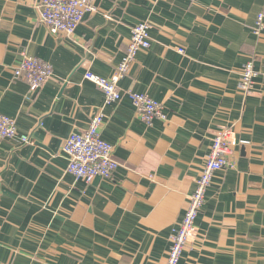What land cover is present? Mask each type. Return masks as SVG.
<instances>
[{
    "label": "crops",
    "instance_id": "obj_1",
    "mask_svg": "<svg viewBox=\"0 0 264 264\" xmlns=\"http://www.w3.org/2000/svg\"><path fill=\"white\" fill-rule=\"evenodd\" d=\"M39 2L0 0V114L32 141L0 140V264H165L221 129L232 167L213 176L178 264H264V0H94L72 37L39 23ZM139 23L150 47L118 85L163 107L166 120L150 126L125 94L107 104L84 79L113 75ZM23 54L52 69L35 93L13 76ZM97 113L117 168L86 185L67 172L62 144Z\"/></svg>",
    "mask_w": 264,
    "mask_h": 264
},
{
    "label": "built area",
    "instance_id": "obj_2",
    "mask_svg": "<svg viewBox=\"0 0 264 264\" xmlns=\"http://www.w3.org/2000/svg\"><path fill=\"white\" fill-rule=\"evenodd\" d=\"M94 0H40L37 5L38 21L52 35L72 37L86 14L95 13ZM149 25L139 23L130 29V39L126 51L110 78H102L86 72L84 79L94 84L102 93L105 103H116L125 94L134 107L138 119L147 126L154 120H166L163 107L148 95L133 91H121L118 83L128 74L140 51L149 49L151 39ZM263 29V14H258L253 34L259 36ZM183 53L182 50H178ZM52 69L48 63L23 54L20 63L13 69V76L22 79L29 93H35L51 77ZM256 72L251 61L241 70L239 89L245 96L252 93ZM103 115H94L85 131L72 133L62 144V153L66 157L67 172L76 180L90 185L96 178L109 179L117 168L112 158L113 147L101 138ZM231 132L221 129L211 140L208 155L205 157L200 174L178 228L170 236V247L165 264H178L186 246L196 231V220L205 203V194L215 173L232 167L230 161ZM18 139L21 145L31 144L27 135H19L14 121L0 114V140Z\"/></svg>",
    "mask_w": 264,
    "mask_h": 264
}]
</instances>
